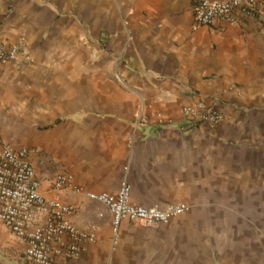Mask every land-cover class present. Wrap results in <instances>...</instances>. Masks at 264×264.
<instances>
[{
    "label": "crops",
    "instance_id": "obj_1",
    "mask_svg": "<svg viewBox=\"0 0 264 264\" xmlns=\"http://www.w3.org/2000/svg\"><path fill=\"white\" fill-rule=\"evenodd\" d=\"M0 148L30 149L41 194L94 241L66 264H264V35L256 22L194 27L191 0H0ZM224 115L181 131L196 98ZM140 120H145L141 121ZM69 173L73 187L53 178ZM184 204L167 223L122 221L86 192ZM0 223V264H23Z\"/></svg>",
    "mask_w": 264,
    "mask_h": 264
},
{
    "label": "built area",
    "instance_id": "obj_2",
    "mask_svg": "<svg viewBox=\"0 0 264 264\" xmlns=\"http://www.w3.org/2000/svg\"><path fill=\"white\" fill-rule=\"evenodd\" d=\"M194 27H222L253 21L264 35V0H191ZM20 44H0V63L15 61ZM196 98L181 108L176 122L181 131L212 129L224 115L213 101ZM140 120L138 124L141 123ZM30 149L6 145L0 148V223L23 245V264H66L77 258L94 241V229L77 228L71 221L72 206L61 205L45 198L40 180L30 161ZM52 185L57 190L73 187L69 173L57 174ZM130 185L124 183L116 192H86L88 201L103 205L110 214L112 245L118 238L122 221L142 224L167 223L185 214L184 204L165 208L130 204Z\"/></svg>",
    "mask_w": 264,
    "mask_h": 264
}]
</instances>
